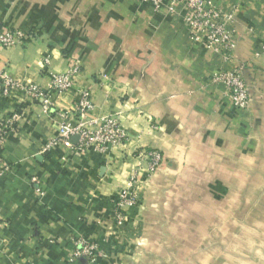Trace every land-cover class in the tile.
<instances>
[{"label":"crops","instance_id":"1","mask_svg":"<svg viewBox=\"0 0 264 264\" xmlns=\"http://www.w3.org/2000/svg\"><path fill=\"white\" fill-rule=\"evenodd\" d=\"M209 1L233 13L228 58L189 39L181 5L156 12L144 0H0L1 28L36 32L0 48V71L47 90L48 71L75 57L92 115H114L130 138L106 152L65 144L42 152L57 113L72 116L74 96L53 94L47 117L21 90L0 93V119L21 113L1 152L0 264H78L68 260L77 237L102 248L106 264H214L213 254L228 264L223 254L244 252L253 235L243 228L245 206L264 205V0ZM220 68L241 70L247 108L210 80ZM138 146L158 149L163 161L138 204L115 206Z\"/></svg>","mask_w":264,"mask_h":264},{"label":"built area","instance_id":"2","mask_svg":"<svg viewBox=\"0 0 264 264\" xmlns=\"http://www.w3.org/2000/svg\"><path fill=\"white\" fill-rule=\"evenodd\" d=\"M149 2L154 11L162 6L172 10L177 5L184 9L183 23L188 37L192 42L202 44L214 52L228 58L234 48L233 30L228 26L233 21V13L225 12L209 0H144ZM167 1V2H166ZM34 31H24L17 28L0 27V48L22 45L34 40ZM264 49V47H263ZM68 65L63 71H48L49 88L42 89L35 83H23L12 79L6 72L0 71V93L7 94L13 90H21L35 101L43 115L50 117L54 111L53 94L70 93L74 96V112L72 116L58 112L61 121L57 123L56 132L44 146L42 152L54 144H65L75 151L94 149L106 152L112 148L125 146L129 143V135L114 115H92L94 104L90 92L76 85L75 76L79 72V61L69 56ZM43 66L49 65V57L42 60ZM224 86L226 96L232 104L245 109L249 104V92L240 69L227 70L220 68L210 79ZM21 113L13 112L5 119H0V160L5 137L10 132H16ZM156 128V126H153ZM76 142L72 143V138ZM130 156L136 162L131 174L126 178L125 185L118 188L115 206H133L140 201L143 183L159 169L163 155L158 149L149 147L136 148ZM7 169L6 167L4 168ZM35 182V180L33 179ZM122 213L116 211L114 222L123 221ZM52 242V240H49ZM72 250L68 260L78 264H106L107 255L96 243L84 237L71 238Z\"/></svg>","mask_w":264,"mask_h":264},{"label":"rangeland","instance_id":"3","mask_svg":"<svg viewBox=\"0 0 264 264\" xmlns=\"http://www.w3.org/2000/svg\"><path fill=\"white\" fill-rule=\"evenodd\" d=\"M31 31H34V29H32ZM147 180L143 183L144 185ZM260 206L261 210L256 209L254 204L245 206V208H247L245 209V215L251 217V219L245 220V225L243 228L253 235L246 237V244L247 240L250 243L246 245L244 252L240 250L236 251L235 249L233 251H230L229 254H223V256H229L228 264H264V205L262 204ZM260 206L257 207L260 208ZM240 223L241 222H238V224H234L235 231H237L236 227L240 228L242 226ZM229 248L230 250L232 249L230 246ZM220 256L222 255L213 254L214 264H219L220 262L221 264H224V260L221 259Z\"/></svg>","mask_w":264,"mask_h":264},{"label":"water","instance_id":"4","mask_svg":"<svg viewBox=\"0 0 264 264\" xmlns=\"http://www.w3.org/2000/svg\"><path fill=\"white\" fill-rule=\"evenodd\" d=\"M75 138V137H74Z\"/></svg>","mask_w":264,"mask_h":264}]
</instances>
